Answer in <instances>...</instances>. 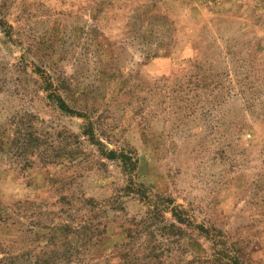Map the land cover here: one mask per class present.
Masks as SVG:
<instances>
[{"label": "rangeland", "instance_id": "obj_1", "mask_svg": "<svg viewBox=\"0 0 264 264\" xmlns=\"http://www.w3.org/2000/svg\"><path fill=\"white\" fill-rule=\"evenodd\" d=\"M0 264H264V0H0Z\"/></svg>", "mask_w": 264, "mask_h": 264}]
</instances>
